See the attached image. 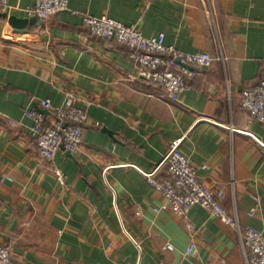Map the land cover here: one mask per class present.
<instances>
[{
	"label": "crops",
	"instance_id": "obj_1",
	"mask_svg": "<svg viewBox=\"0 0 264 264\" xmlns=\"http://www.w3.org/2000/svg\"><path fill=\"white\" fill-rule=\"evenodd\" d=\"M34 2L8 0L0 13V245L13 263L245 264L235 232L200 207L184 218L154 214L163 200L142 174L180 140L181 154L204 168L202 184L224 194L226 212L264 234V125L240 106L264 78V0H68L74 15L45 22L27 15ZM83 16L163 34L177 52L207 53L210 67L194 69L191 90L169 103L138 78L129 49L88 35ZM44 101L87 116L80 153L54 155L62 186L24 115L50 123Z\"/></svg>",
	"mask_w": 264,
	"mask_h": 264
},
{
	"label": "built area",
	"instance_id": "obj_2",
	"mask_svg": "<svg viewBox=\"0 0 264 264\" xmlns=\"http://www.w3.org/2000/svg\"><path fill=\"white\" fill-rule=\"evenodd\" d=\"M68 3V0H35L27 15L41 22L59 13L74 15ZM7 4L8 0H0V13L6 11ZM82 23L90 37L104 42L114 41L129 49L128 59L138 66V78L162 88L169 103L177 102L180 94L191 90L190 82L195 73L184 67L204 70L210 67L212 61L204 52L184 54L165 46L163 34L145 38L138 27H125L105 16L97 19L83 16ZM240 106L248 113L250 122L264 125V78L244 93ZM39 107L51 114L50 123H46L44 116L33 110L26 111L24 115L31 122L30 134L36 140L40 160L49 166L57 184L62 186L65 177L54 167V155L61 148L72 156L80 153L87 116L79 107L70 104L52 108L49 101H44ZM180 144V140L171 143L161 162L150 173L142 174L147 185L163 200L153 213L169 211L178 218H184L192 206H198L212 219L235 232L245 264H264V234L249 226L242 227L235 214L226 212L222 205L224 194L202 184L198 172L204 168L191 164L181 154ZM160 170H164L166 178L157 182L155 177ZM4 180L10 182L8 178ZM141 215L142 211L137 208L134 217ZM253 215L254 210H251L247 216L252 218ZM164 250L172 251V246L166 245ZM193 250L194 246L190 245L184 252L185 256H189ZM0 264H14L10 249L1 245Z\"/></svg>",
	"mask_w": 264,
	"mask_h": 264
},
{
	"label": "water",
	"instance_id": "obj_3",
	"mask_svg": "<svg viewBox=\"0 0 264 264\" xmlns=\"http://www.w3.org/2000/svg\"><path fill=\"white\" fill-rule=\"evenodd\" d=\"M5 17V16H4ZM184 68H186L187 70H190V71H194V69L192 68V67H188V66H186V67H184Z\"/></svg>",
	"mask_w": 264,
	"mask_h": 264
}]
</instances>
